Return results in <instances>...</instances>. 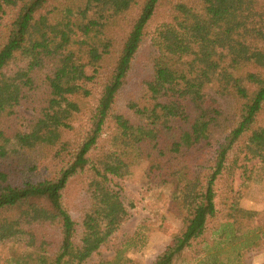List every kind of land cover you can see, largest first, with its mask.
<instances>
[{"label": "trees", "instance_id": "trees-1", "mask_svg": "<svg viewBox=\"0 0 264 264\" xmlns=\"http://www.w3.org/2000/svg\"><path fill=\"white\" fill-rule=\"evenodd\" d=\"M251 161L264 0H0V264H86L120 227L112 179L138 163L181 223L151 264H225L216 241L264 249L233 186Z\"/></svg>", "mask_w": 264, "mask_h": 264}, {"label": "rangeland", "instance_id": "rangeland-1", "mask_svg": "<svg viewBox=\"0 0 264 264\" xmlns=\"http://www.w3.org/2000/svg\"><path fill=\"white\" fill-rule=\"evenodd\" d=\"M169 1L171 2V0ZM161 20L162 16L157 15L151 21L147 30L148 41H151ZM136 78V73H132L131 81L133 83ZM121 102L118 101L120 104ZM25 112L30 114L28 111ZM242 164L240 162L238 166ZM245 166L247 181H244L242 169L237 167L234 170L233 186L236 189L240 184H244L240 202L242 207L262 213V216L256 221L257 229L251 234V237L258 235L259 238H264V165L251 161L247 162ZM144 172L145 163L133 164L130 167L129 176L112 179L113 188L120 190L123 203L110 206L109 212L121 221L120 227L108 242L86 261V264L101 262L106 264L109 261H114L115 258H120L122 262L129 260V264H151L180 230L181 223L170 210L169 189L162 186L155 187L148 183ZM75 191L76 188L71 187V204ZM75 209V205H73V210ZM214 239L217 240L218 235H215ZM10 246L11 244L7 242L0 244V251L5 247L2 250L3 257L8 253ZM244 249L245 247L238 248L237 245L216 241L211 255H214L217 250H222L227 254L225 264H264V249H254L243 256L244 251L242 252V250ZM240 252L242 253L240 254ZM206 256L202 255L194 264L199 261L206 263L213 260V257L207 260Z\"/></svg>", "mask_w": 264, "mask_h": 264}]
</instances>
